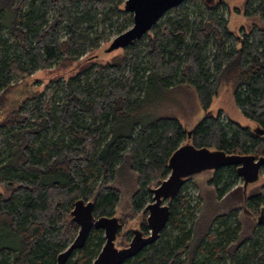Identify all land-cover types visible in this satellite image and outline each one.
Returning a JSON list of instances; mask_svg holds the SVG:
<instances>
[{
  "label": "trees",
  "instance_id": "trees-1",
  "mask_svg": "<svg viewBox=\"0 0 264 264\" xmlns=\"http://www.w3.org/2000/svg\"><path fill=\"white\" fill-rule=\"evenodd\" d=\"M239 1L233 11L244 24L235 45L223 0H186L191 9L172 8L100 62L104 26L117 12L118 35L132 25L125 0H0V264H56L77 233L70 211L79 199L93 202L95 218L115 215L121 229L134 224L147 235L143 200L151 201L184 141L226 154L264 152V0ZM36 71L51 78L43 83ZM178 84L192 85L204 109L219 86H229L254 129L224 122L221 112H206L191 130L175 117L145 123L149 89ZM209 172L214 198L241 203L199 234L187 178L167 202L158 239L122 264H264V180L242 205V186L229 189L240 179L236 167ZM121 229L115 242L125 247L132 233ZM103 244L102 230L91 229L64 264H91Z\"/></svg>",
  "mask_w": 264,
  "mask_h": 264
},
{
  "label": "water",
  "instance_id": "water-1",
  "mask_svg": "<svg viewBox=\"0 0 264 264\" xmlns=\"http://www.w3.org/2000/svg\"><path fill=\"white\" fill-rule=\"evenodd\" d=\"M185 1L125 0L123 10L132 14V25L114 37L105 48V52L124 49L132 42L141 39L167 11ZM228 166H235L242 180V205H244L247 198L246 187L257 182L259 172L264 168V152L259 156L226 154L219 149L195 147L188 141L182 143L168 159L169 172L166 178L151 189V201L145 206L146 226L149 233L143 235L139 229H133L127 246L121 248L115 246L117 232L121 229L117 216L95 218L92 214L93 202L76 200L70 215L71 220L77 224L78 230L71 243L58 254L56 264H64L73 251L82 248L91 229H101L104 238V244L91 264H122L158 239L168 220L167 202L176 195L187 178L203 171H216ZM262 219L263 214L260 213L257 223Z\"/></svg>",
  "mask_w": 264,
  "mask_h": 264
},
{
  "label": "rangeland",
  "instance_id": "rangeland-1",
  "mask_svg": "<svg viewBox=\"0 0 264 264\" xmlns=\"http://www.w3.org/2000/svg\"><path fill=\"white\" fill-rule=\"evenodd\" d=\"M223 1L229 9V12L224 10V17L228 21V28L233 34L230 43L232 45H235L237 36L240 37L243 34V32L240 30V27L244 24V18L241 11L237 12L233 11V9L240 7L241 2L239 0ZM181 6L188 7V10L192 8V6L188 5L186 2H183L179 5V7ZM165 14L161 17V19L165 16ZM172 14L173 13L170 12L168 15ZM122 17V13L117 12V14L112 19L113 26H110L108 23L104 26L103 35L108 38L109 42L105 43L103 40L98 41V49L95 51L96 54H101L98 57V61L106 62L121 54V49H117L111 52H105L104 49L109 45L111 40L118 35L119 29H117L116 26L123 24ZM96 31L102 32V29H100L98 26L96 27ZM91 37L94 38L93 34L91 35ZM89 53L90 51L88 49L84 56L89 55ZM55 71L61 72L58 70ZM34 76H37L40 80H42L43 83L46 81V79L51 78L48 73L38 71L34 73ZM142 108L144 112V116L142 118L145 123L159 117H175L180 121L184 129L191 130L201 121L206 112H209L211 115H216L218 112H221V117L224 122L231 120L243 127L248 126L251 129H254L253 123L242 115L240 109L235 104L231 88L225 85L219 86L217 93L212 97L210 105L207 109L203 108V106L199 102L194 87L189 84H178L166 91H160L150 88L146 98L144 99ZM183 143H185V141ZM209 174H211L209 170L203 171L194 175L188 182L185 183V191L192 197L193 206H196L194 207L193 214L196 218L200 219L198 225L199 234L202 232L203 228L211 221V219L214 218L215 215L225 212L227 210V207H231L232 205L241 203V201L232 197L227 200L214 198L212 189H210L208 185H205L206 179L208 178ZM261 174V176L259 175V180H264V171ZM255 183L246 187L245 191L247 194ZM234 186H242V180L239 179L238 181H236L235 184L229 189H232V187ZM1 191L2 190L0 187V192ZM198 195L201 196L202 201L198 199ZM143 202L147 204L150 202V200L148 197H145ZM259 215L260 213H257L254 217V220L256 222ZM241 216L247 217L246 209L241 210ZM242 222H244L243 218ZM244 224L247 225V222H244ZM133 229L138 228L134 224H131L122 227L121 230L132 231ZM115 246L117 248H121L116 244V242Z\"/></svg>",
  "mask_w": 264,
  "mask_h": 264
}]
</instances>
